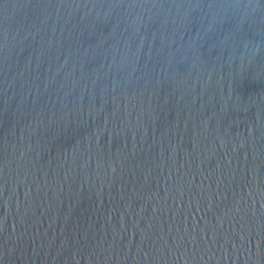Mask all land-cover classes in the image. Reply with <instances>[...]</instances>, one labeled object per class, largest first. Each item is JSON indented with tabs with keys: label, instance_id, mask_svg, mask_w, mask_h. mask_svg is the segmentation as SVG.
<instances>
[{
	"label": "water",
	"instance_id": "95a60500",
	"mask_svg": "<svg viewBox=\"0 0 264 264\" xmlns=\"http://www.w3.org/2000/svg\"><path fill=\"white\" fill-rule=\"evenodd\" d=\"M0 264H264V0H0Z\"/></svg>",
	"mask_w": 264,
	"mask_h": 264
}]
</instances>
